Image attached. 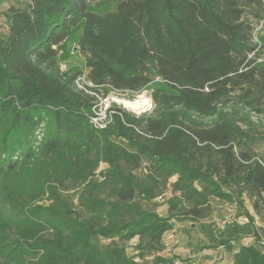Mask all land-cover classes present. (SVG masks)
I'll list each match as a JSON object with an SVG mask.
<instances>
[{"label": "trees", "instance_id": "obj_1", "mask_svg": "<svg viewBox=\"0 0 264 264\" xmlns=\"http://www.w3.org/2000/svg\"><path fill=\"white\" fill-rule=\"evenodd\" d=\"M95 1L27 0L4 14L0 264H140L121 244L138 237L142 250L161 251L173 220L207 217L211 198L251 221L244 196L264 209V162L253 151L254 119L264 118L254 41L264 0H118L105 13L91 11ZM76 26L91 90L140 94L159 78L173 92L156 89L142 116L114 104L113 123L97 128L95 96L61 69ZM169 188L185 207L165 217L155 201ZM253 236L262 241L258 228ZM233 264H264V250L240 244Z\"/></svg>", "mask_w": 264, "mask_h": 264}, {"label": "rangeland", "instance_id": "obj_2", "mask_svg": "<svg viewBox=\"0 0 264 264\" xmlns=\"http://www.w3.org/2000/svg\"><path fill=\"white\" fill-rule=\"evenodd\" d=\"M26 1L0 0V31L7 30V21L4 16L5 12L11 6H20ZM117 4L118 0H98L90 3V9L96 13H105L116 10ZM254 41L262 47L264 54V23L262 21L256 22ZM75 46H78V40L77 34L74 32L70 39L60 47L62 51V61L60 59L61 66L64 71H72L79 74L84 73L83 57L80 54V49L78 51L74 50ZM261 63L264 64V57ZM156 89H161L169 93L173 92V90L157 78L148 89L140 94L110 92L104 98H106L108 103L117 104L136 116H142L153 110L154 101L152 94ZM102 91L104 92V90H100L101 93H103ZM141 95L150 99L151 102L140 111L126 108L119 102L122 98L134 100ZM254 120L258 124V130L261 134L257 135L258 140L253 146V151L264 162V118H255ZM107 167V165L101 164L99 172ZM147 169L148 165L143 163L141 168L136 171V174L142 177L147 172ZM174 180L175 178H172L170 182ZM77 193V190L64 192V195L72 202L75 208L78 207ZM243 201L245 209L253 217V221L248 219L245 211L241 210V207L235 203L211 198V207L207 217L196 221L173 220L174 229L163 236V249L161 251L153 252L149 249L142 250L141 246H143V243H140L138 237L121 245L125 246L127 254L135 258L140 264H174L177 259L183 264H231L234 260V254L228 251L225 246L220 245L222 241L232 240L234 247L238 249L240 244L248 240L249 244L254 242L259 248L264 250V209L256 211L252 201L246 196L243 197ZM155 202L160 204L156 208L157 212L165 217L177 214L178 211L185 207V204L178 197L173 196L171 188ZM173 205L177 206L174 210L171 209ZM84 215L88 217L90 214L85 213ZM257 228L262 234V241L254 240L253 231ZM10 234L12 236L14 235L11 231ZM108 242L109 240H105L103 244ZM1 261L3 262V260Z\"/></svg>", "mask_w": 264, "mask_h": 264}, {"label": "built area", "instance_id": "obj_3", "mask_svg": "<svg viewBox=\"0 0 264 264\" xmlns=\"http://www.w3.org/2000/svg\"><path fill=\"white\" fill-rule=\"evenodd\" d=\"M260 62L262 59L259 60ZM61 69L64 71L63 67ZM75 88L79 91H84L88 94L95 96V103L93 105V115H92V122L94 125L99 129H105L110 124L113 123V114L116 113L113 107L114 104L111 102H107L106 98H104V94L98 91L91 90L90 87L93 86L91 82L87 80L86 73H80L74 80ZM244 245H248L249 242L243 243ZM174 264H183L179 259L175 260Z\"/></svg>", "mask_w": 264, "mask_h": 264}, {"label": "bare ground", "instance_id": "obj_4", "mask_svg": "<svg viewBox=\"0 0 264 264\" xmlns=\"http://www.w3.org/2000/svg\"><path fill=\"white\" fill-rule=\"evenodd\" d=\"M119 102L122 103L126 108L140 111L143 108L147 107L150 104L151 100L141 95L134 100H127L122 98L121 100H119Z\"/></svg>", "mask_w": 264, "mask_h": 264}, {"label": "crops", "instance_id": "obj_5", "mask_svg": "<svg viewBox=\"0 0 264 264\" xmlns=\"http://www.w3.org/2000/svg\"><path fill=\"white\" fill-rule=\"evenodd\" d=\"M81 31H82L81 26H76V27L73 28L71 36H72V35L74 34V32H75V33L77 34V40H79L80 35H81ZM71 36H70V37H71ZM70 37H69L66 41H68V40L70 39ZM66 41H65L64 43H66ZM64 43H63V44H64ZM63 44H62V45H63ZM62 45H61V46H62ZM61 46H60V47H61ZM61 54H62V51H61ZM81 56H82V55H81ZM60 59H61V61H62V57H61V56H60ZM83 63H85L84 58H83ZM83 67H84V66H83ZM83 70H84L85 73H87L86 70H85V68H83ZM105 165H106V164H105ZM107 166H108V165H107ZM221 247H222V246H221ZM221 247H220V248H221ZM237 251H238V249L235 248L234 251H232L231 253H233L234 256H235V253H236ZM233 262H234V260L232 261L231 264H233Z\"/></svg>", "mask_w": 264, "mask_h": 264}, {"label": "water", "instance_id": "obj_6", "mask_svg": "<svg viewBox=\"0 0 264 264\" xmlns=\"http://www.w3.org/2000/svg\"><path fill=\"white\" fill-rule=\"evenodd\" d=\"M74 50H75V51H78V50H79V46H75V47H74ZM173 225H174V223H173Z\"/></svg>", "mask_w": 264, "mask_h": 264}]
</instances>
